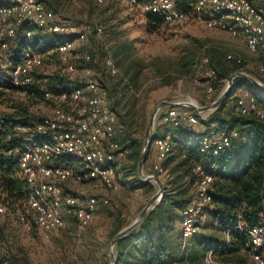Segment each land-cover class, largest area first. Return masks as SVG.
I'll list each match as a JSON object with an SVG mask.
<instances>
[{
  "label": "built area",
  "instance_id": "2783aa9c",
  "mask_svg": "<svg viewBox=\"0 0 264 264\" xmlns=\"http://www.w3.org/2000/svg\"><path fill=\"white\" fill-rule=\"evenodd\" d=\"M102 2V0H98ZM141 15H155L166 24L195 22L207 29L225 31L231 37L245 43L250 53L264 52V0H124ZM34 26L45 35L58 36L56 51L63 64L61 76L66 80L65 89L53 95L46 87L42 94L53 102L52 112L44 116L34 127L42 137L39 142L25 144L18 152L17 162L27 185L26 210L16 211L17 220L30 230L35 228L44 240L49 233L62 228L65 220L62 207H67L80 228L91 222L99 202L107 199L96 196L80 200L71 194H64L61 186L66 181L92 183L98 188L111 191L118 189L116 171L122 165L125 151L115 139L116 114L108 87L94 77L89 64V54L82 56L83 79H78L79 64L73 56L74 42L70 37L83 40L85 34L69 22L60 21L54 10L40 0H0V77L13 86L25 88L34 82V75L43 66V56L30 44L32 29H24L15 52L8 54V39L16 36L19 28ZM103 30L101 25L92 29L97 34ZM228 59H232L230 55ZM233 59L240 63L239 58ZM203 69L199 80L205 89V100L211 103L215 88L213 81L216 71L209 57L201 59ZM104 66L111 75L118 72L111 56L104 59ZM264 72V69H260ZM196 81V80H195ZM234 111L264 123V108L256 102L253 95H241L234 100ZM162 110V109H161ZM159 116L178 126L182 123L197 125L206 120L207 115H196L186 107L168 106ZM237 131L230 132L218 123L209 124L205 131L194 133L193 142L199 152L208 157H217L232 148V139ZM151 144L156 148L157 163L153 165L156 175L166 171L159 161L166 159L172 151L173 142L167 137L153 138ZM264 153V137L260 141ZM216 165L197 163L194 172L197 182L192 200L180 210V248L187 246L188 240L197 233L205 217V209L212 208L213 183L216 179ZM261 208L256 215V223L247 225L241 212L237 213L234 228L246 234L248 241L244 250L253 264H264V174L261 188ZM6 207L0 205V214ZM227 241H229L227 236ZM9 256L8 246L0 243V257ZM207 264H216L208 253Z\"/></svg>",
  "mask_w": 264,
  "mask_h": 264
},
{
  "label": "trees",
  "instance_id": "16d2710c",
  "mask_svg": "<svg viewBox=\"0 0 264 264\" xmlns=\"http://www.w3.org/2000/svg\"><path fill=\"white\" fill-rule=\"evenodd\" d=\"M145 24L148 31H153L166 23L155 15H145ZM27 28L31 29L26 25L19 28L20 34ZM59 39L60 37L54 35L41 36L37 40L40 51L54 49ZM20 40L21 36L16 44ZM33 40L32 38L30 42L32 46ZM128 48L123 43L120 45L116 55L118 72L108 88L112 100L111 106L116 114L115 139L121 149L127 151L125 155L127 166L125 167L124 163L122 167L126 183L131 182L129 179L131 172L136 173L137 162L144 144L132 138L136 125L134 115L129 109L132 108L139 90V77L144 69L149 68L147 65H141L137 58L132 59V53ZM261 59L264 64V57ZM210 64L216 71L213 81L216 90L222 87V82L232 72L240 68V64L234 59L228 60V63L222 62L221 59L215 63L210 61ZM42 81H44L43 77L37 76L33 84L18 88L0 77V99H2L0 102L6 107L0 109V203L6 207V213L12 214L26 209L27 185L19 169L17 155L27 142L42 140V137L35 133L34 127L43 118L31 110V102H19L9 96L22 92L27 98L39 97L46 100L42 94ZM47 84L50 92L55 96L65 89L66 80L60 76L58 81H47ZM241 84L250 86L245 79L236 77L223 102L201 122L205 125L218 123L226 131L235 130L240 135L251 133L252 136L243 146V152L231 148L226 153L213 158L199 152L192 139L194 133L186 134L182 139L177 140L169 159V162H172L170 173L173 177L166 179V182L162 178L164 194L160 202L132 231L115 244V264H207L205 258L208 252H212L211 257L216 264H246L241 257H236V261H233V257L229 254H238L244 250L248 241L246 234L234 228L237 213L240 211L244 222L252 226L256 223V215L261 208L264 153L260 141L264 137V123L251 116L237 114L234 105L229 103L237 86ZM253 90L252 94L256 102L264 108V90L258 88ZM150 147L151 144L148 153ZM197 163L216 165L214 171L216 179L212 193L213 207L208 211L212 219L211 226H217L219 230L225 231L230 239L226 240V245L216 246L195 233L188 240L187 246L181 249L180 244L176 247L173 241L176 211L184 208L192 200L197 182L194 166ZM136 183L141 186H151L150 183L138 181ZM100 212L111 220L103 234L104 241L100 242L96 237H89L86 231V238L82 239L80 264H109L107 251H103V248L105 246L107 250L113 235L127 225V222L122 220L121 211L114 213L104 206ZM215 253L219 257L218 260L214 257ZM5 260L10 264H18V259L13 256L7 259L3 257L0 264Z\"/></svg>",
  "mask_w": 264,
  "mask_h": 264
},
{
  "label": "rangeland",
  "instance_id": "374dc122",
  "mask_svg": "<svg viewBox=\"0 0 264 264\" xmlns=\"http://www.w3.org/2000/svg\"><path fill=\"white\" fill-rule=\"evenodd\" d=\"M43 3L54 10L60 21L69 22L78 31L85 34L83 40L71 37L74 42L73 56L79 64L78 79H83L81 68L84 66L82 56L89 54L94 77L102 85L110 88V83L115 75L107 72L104 59L111 56L118 63L117 51L120 45L128 46L132 53V59L137 58L141 65H147L139 77V87L136 99L129 112L134 115L136 125L132 138L138 142H144V131L148 119L157 104L168 98H177L180 101H189L194 104L207 105L206 102L197 103L193 98V91H200L205 99V89L202 80H199L200 71L203 69L201 59L205 56L215 63L220 60L228 63L233 57L240 59V68L243 71L264 84V64L259 55L250 53L243 41L231 37L225 31L211 30L195 22H182L175 24H164L160 28L148 31L145 24V15H141L135 9L129 7L124 0H42ZM95 25H101L103 30L100 34L92 31ZM33 31V48L43 56V66L34 75L43 77L41 88H50L48 82L58 81L63 73V64L60 61L56 47L52 50L41 52L38 39L45 34L39 29L31 26ZM21 36L20 30L16 36L8 39V54L16 49L17 39ZM126 48V47H125ZM230 55L232 59H228ZM261 55V56H260ZM233 73V72H232ZM261 78V79H260ZM196 80V81H195ZM227 78L222 82L215 100L226 86ZM16 101L31 102V110L41 117L48 116L52 112L53 102L43 100L39 97L27 98L22 92L10 95ZM7 98V97H6ZM2 99H0L1 101ZM6 103V100L4 101ZM5 104L0 102V109H5ZM118 110V107H117ZM212 112V111H211ZM206 112V113H211ZM159 113V112H158ZM208 114V115H209ZM159 114H157V117ZM156 117V119H157ZM191 129L196 126L190 125ZM118 131V130H117ZM30 142H27L28 144ZM234 146L240 145L238 138L232 139ZM240 145L235 150H242ZM127 155V151L125 152ZM148 157V156H147ZM126 158V156H125ZM124 158V162H125ZM123 164V162H122ZM126 167L127 164L125 163ZM123 167V165H122ZM122 167L117 173L118 189L115 191H100L92 183H75L66 181L61 184L65 193L74 195L80 200L88 196L106 197L108 208L116 213L121 211V217L127 224L135 219L141 208L156 191L157 185L154 181L146 182L151 186H141L136 183H144L138 180L136 173L131 172L130 183H126ZM145 174H155L143 166ZM160 179L161 177L157 175ZM135 183V184H134ZM134 185V187H131ZM0 205H2L0 203ZM207 209V210H206ZM205 209V217L197 231V235L204 237L216 246L226 245L227 236L217 226H211L212 219L209 216V208ZM68 208L63 206L65 223L62 228L49 233V238L44 240L35 228L30 230L17 220L16 213L0 214V243L8 246L9 256L0 257V260L11 256L18 259V264H80L82 236L90 225L99 226V241L103 242V234L108 229L110 219L97 218L85 228H80L73 214L67 213ZM25 213L28 211L23 210ZM102 231V233H101ZM103 251H107L104 246ZM236 261L238 257L243 258L246 264H253L245 250L238 254H229ZM237 257V258H236ZM2 264H10L6 260Z\"/></svg>",
  "mask_w": 264,
  "mask_h": 264
},
{
  "label": "water",
  "instance_id": "95a60500",
  "mask_svg": "<svg viewBox=\"0 0 264 264\" xmlns=\"http://www.w3.org/2000/svg\"><path fill=\"white\" fill-rule=\"evenodd\" d=\"M236 77H241L245 79L253 88L264 90V84L260 83L254 77L250 76L249 74L243 71H234L228 76L227 84L225 88L223 89V91L218 95V97L215 100H213L211 103L207 105L194 104L189 101L174 102L170 100H163L159 102L157 106L153 109L148 119L146 129L144 131V144H143L142 152L137 162L136 174H137L138 180L141 182L146 183V182L154 181L157 185V189L150 196V198L144 204V206L141 208V210L139 211L135 219L131 221L130 223H128L123 228H121L110 239L107 245V254H108L109 264H115V253H114L115 244L120 239H122L125 235H127L130 231H132L146 217L149 211H151L160 202L164 194V184L162 180L156 174H145L143 172V166L146 161L147 154H148V148L152 142L154 126H155V121H156L158 112L166 106L186 107L192 110L196 115H199L200 113L211 112L215 110L223 102L226 96L229 94L230 89L233 85V80Z\"/></svg>",
  "mask_w": 264,
  "mask_h": 264
},
{
  "label": "crops",
  "instance_id": "0c3cea01",
  "mask_svg": "<svg viewBox=\"0 0 264 264\" xmlns=\"http://www.w3.org/2000/svg\"><path fill=\"white\" fill-rule=\"evenodd\" d=\"M217 92H218V90L215 89L214 96H216ZM253 92H254V90H253V87L251 85L249 86V85L241 84V85L237 86V88H236V90L234 92V95L231 98V101L229 103L231 105H233V102H234L236 97L241 96V95H243V96H245V95H253L252 94ZM193 98H194V100L197 103L206 102L205 99H203V96L200 93V91H195L194 90L193 91ZM167 100L174 101V102L180 101L177 98H168ZM167 110H168V106L162 108L161 111L165 112ZM204 114H206L208 116L209 113L205 112ZM190 125L191 124H189V123H182V124H180L178 126H175V125H173L170 122L164 121L160 116H158L156 121H155L153 138H156V137H167V138H170L172 140V142H173V145H175L176 141L179 140V139H182L186 134L201 133V132L205 131L206 127L208 126V125H205L204 123L200 122L197 125H193V126H196V129H191V128H189ZM251 136H252L251 133L250 134H243V135L238 134V136L236 138H238V140L241 141L240 145L242 146V145H245L248 142V139ZM240 145L234 146L232 144V149L233 150L237 149ZM169 159H170V155L166 159H164L162 161H159L161 166L166 171L165 175H159L161 177L162 182H163V179H165V182H166L167 181L166 179L173 177V175L170 173V169L172 167V162H169ZM157 162L158 161L156 159V148L151 144V147H150V150H149V153H148V157H147V159H146V161L144 163V168L146 170L152 171L154 173L153 165L155 163H157ZM124 163L125 162L123 161V164ZM122 165L120 167H122ZM119 168L116 171V175L118 173ZM116 180H117V178H116ZM163 184H164V182H163ZM99 189H100V191H111V190L104 189V188H99ZM64 194H68V193L64 192ZM97 198L100 199V200L102 198L107 199L106 197H97ZM107 201H108V199H107ZM108 202L106 204H108ZM106 204H104L102 202L98 203L97 209H96V211H95V213L93 215L92 222H94L98 217L99 218L105 217L100 212V209H102L104 206H107ZM109 210L112 211L110 208H109ZM176 213H177V217L175 219V230H174V235H173V241H174V243H175V245L177 247V245L179 244V241H180V210H177ZM63 217H64V212H63ZM106 219H108V218H106ZM64 220H65V217H64ZM99 229H101V227L92 226V224H91L90 227H89V232L87 230V235H89V237L93 236V237L98 238ZM101 233H102V231H101ZM84 238H86V232L83 233L82 239H84ZM98 240H99V238H98ZM208 253L212 254V252H208ZM214 257H215L216 260H218V258H219L218 255H216V253H215Z\"/></svg>",
  "mask_w": 264,
  "mask_h": 264
},
{
  "label": "bare ground",
  "instance_id": "6f19581e",
  "mask_svg": "<svg viewBox=\"0 0 264 264\" xmlns=\"http://www.w3.org/2000/svg\"><path fill=\"white\" fill-rule=\"evenodd\" d=\"M227 83V82H226Z\"/></svg>",
  "mask_w": 264,
  "mask_h": 264
}]
</instances>
